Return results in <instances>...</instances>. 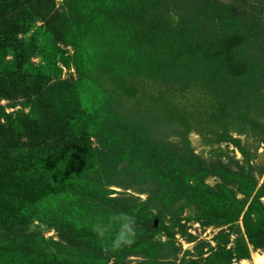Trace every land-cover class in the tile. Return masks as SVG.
<instances>
[{
  "label": "rangeland",
  "instance_id": "374dc122",
  "mask_svg": "<svg viewBox=\"0 0 264 264\" xmlns=\"http://www.w3.org/2000/svg\"><path fill=\"white\" fill-rule=\"evenodd\" d=\"M257 201L264 0H0V264H254Z\"/></svg>",
  "mask_w": 264,
  "mask_h": 264
},
{
  "label": "trees",
  "instance_id": "16d2710c",
  "mask_svg": "<svg viewBox=\"0 0 264 264\" xmlns=\"http://www.w3.org/2000/svg\"><path fill=\"white\" fill-rule=\"evenodd\" d=\"M77 37L78 36H76V38L74 40L75 43L79 41ZM196 185L197 184H195V185L192 184L191 188H196ZM206 188L209 190V192L211 194V198L213 197L217 200L220 199V193L219 192L211 193V190H212L211 187L206 185ZM226 190H227L226 191L227 193L230 192L229 189L226 188ZM203 194H204V192H200L199 200L202 199L201 202L208 208L207 200H205V198L203 197ZM232 199H233L232 202H230V204H229V206L233 208L231 215L238 216L242 210V207H241L242 204L240 201L237 200V198L235 196H233ZM258 201L252 205L251 210L249 211V214L251 217L247 221L246 226H247L248 233L254 238V242L258 246L264 248V208L262 207V204ZM216 202H220V201H216ZM256 203H258L262 208L256 209L254 207ZM216 204H218V203H216ZM253 215H254V217H253Z\"/></svg>",
  "mask_w": 264,
  "mask_h": 264
},
{
  "label": "clouds",
  "instance_id": "9594fccd",
  "mask_svg": "<svg viewBox=\"0 0 264 264\" xmlns=\"http://www.w3.org/2000/svg\"><path fill=\"white\" fill-rule=\"evenodd\" d=\"M119 227L115 232V235L110 239L106 245L107 248L117 250L123 246H130L133 244L136 237L135 224L136 221L133 217L123 215L117 218ZM93 231L96 232L97 236L103 241L105 238V227L97 223L93 225Z\"/></svg>",
  "mask_w": 264,
  "mask_h": 264
},
{
  "label": "bare ground",
  "instance_id": "6f19581e",
  "mask_svg": "<svg viewBox=\"0 0 264 264\" xmlns=\"http://www.w3.org/2000/svg\"><path fill=\"white\" fill-rule=\"evenodd\" d=\"M253 259L254 264H264V254H255Z\"/></svg>",
  "mask_w": 264,
  "mask_h": 264
}]
</instances>
